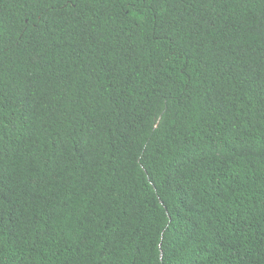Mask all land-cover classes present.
Segmentation results:
<instances>
[{
    "label": "trees",
    "instance_id": "16d2710c",
    "mask_svg": "<svg viewBox=\"0 0 264 264\" xmlns=\"http://www.w3.org/2000/svg\"><path fill=\"white\" fill-rule=\"evenodd\" d=\"M0 264H264V0H0Z\"/></svg>",
    "mask_w": 264,
    "mask_h": 264
}]
</instances>
